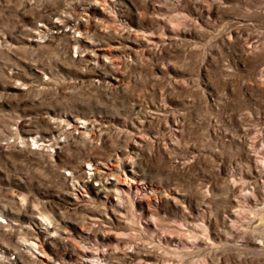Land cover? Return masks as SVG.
I'll return each mask as SVG.
<instances>
[{"label": "rangeland", "instance_id": "1", "mask_svg": "<svg viewBox=\"0 0 264 264\" xmlns=\"http://www.w3.org/2000/svg\"><path fill=\"white\" fill-rule=\"evenodd\" d=\"M81 246L264 264V0H0V264Z\"/></svg>", "mask_w": 264, "mask_h": 264}, {"label": "bare ground", "instance_id": "2", "mask_svg": "<svg viewBox=\"0 0 264 264\" xmlns=\"http://www.w3.org/2000/svg\"><path fill=\"white\" fill-rule=\"evenodd\" d=\"M126 159H121L118 161L119 165L117 167H121V165L124 164ZM124 167V166H123ZM115 192H116V197H115V203L118 207H123L126 201H133L135 198L139 197V195H147V193H150L151 190H147L144 193H141L142 189H138L136 187L128 186L126 188L120 187L119 182L122 181L123 179L128 180L132 177H129V175L125 172L124 168L121 170H115ZM109 171L105 172L103 176L107 175L109 176ZM131 180V179H130ZM132 181V180H131ZM142 197V196H140ZM139 197V198H140ZM151 220H154L152 216H150ZM81 262L79 264H109L102 258V255H99L98 253L91 252L90 249L87 246H81Z\"/></svg>", "mask_w": 264, "mask_h": 264}]
</instances>
